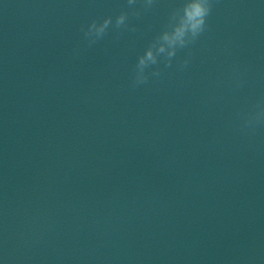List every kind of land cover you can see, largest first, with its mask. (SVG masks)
<instances>
[{
	"label": "water",
	"instance_id": "obj_1",
	"mask_svg": "<svg viewBox=\"0 0 264 264\" xmlns=\"http://www.w3.org/2000/svg\"><path fill=\"white\" fill-rule=\"evenodd\" d=\"M182 2L0 0V264H264V0L134 87Z\"/></svg>",
	"mask_w": 264,
	"mask_h": 264
},
{
	"label": "clouds",
	"instance_id": "obj_2",
	"mask_svg": "<svg viewBox=\"0 0 264 264\" xmlns=\"http://www.w3.org/2000/svg\"><path fill=\"white\" fill-rule=\"evenodd\" d=\"M129 5L135 0H127ZM153 0H145L146 6H151ZM213 0H183L180 7L175 8L169 16L165 28L150 42L144 52L138 56L133 75V86L147 83L149 74L146 69L158 63V58L163 57L165 66H171L172 58L177 51L184 49L196 42V40L206 31L207 18L212 11ZM137 14L138 13H134ZM127 12H120L114 21V27L120 29L127 27ZM110 25H113L111 16L102 20L93 19L87 27H82L84 37L89 45L102 39ZM187 60L184 61V65ZM152 75L158 76L159 69L154 70ZM245 126L264 124V100L256 103L253 110L247 113L244 118Z\"/></svg>",
	"mask_w": 264,
	"mask_h": 264
}]
</instances>
